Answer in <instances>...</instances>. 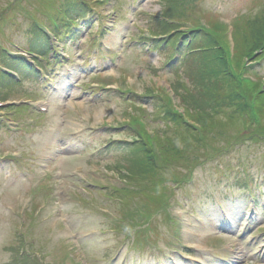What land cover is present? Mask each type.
Listing matches in <instances>:
<instances>
[{"label": "rangeland", "instance_id": "rangeland-1", "mask_svg": "<svg viewBox=\"0 0 264 264\" xmlns=\"http://www.w3.org/2000/svg\"><path fill=\"white\" fill-rule=\"evenodd\" d=\"M77 1L70 23L57 0H0V64L17 66L0 71V264H264V135L236 124L180 147L167 111L195 88L189 48H155L164 14L179 35L227 27L232 53L233 24L243 40L264 0ZM35 28L48 40L32 44ZM134 140L154 152L153 179L130 168Z\"/></svg>", "mask_w": 264, "mask_h": 264}, {"label": "trees", "instance_id": "trees-1", "mask_svg": "<svg viewBox=\"0 0 264 264\" xmlns=\"http://www.w3.org/2000/svg\"><path fill=\"white\" fill-rule=\"evenodd\" d=\"M56 4H59L60 7ZM85 4L87 5V3ZM51 6L52 9L57 7L61 11H64L65 21L68 19L72 21L69 15H72V12H75L80 7L79 1L77 0H57V3H53ZM173 9H175V6L170 3L167 8V14H178L179 17L184 16L182 10L175 9L176 12ZM66 14L69 15L67 16ZM159 19V23L162 25L161 27L164 29L168 28L167 30H174L171 32L164 31L165 35L161 37H165V39L162 40L160 46L158 44L156 45V49H161V46L166 45V40L170 41L171 39L172 41L165 46L166 50L172 49L173 53L179 52L182 54L181 50L183 48H189L184 53L182 61H187L190 58L189 72L191 75H195L193 81L195 88L194 90L191 89L188 95L183 97L185 98L183 100L184 107L187 112L190 110V112L197 113L198 124L202 125V131H198L194 125L185 120V116L178 112L173 103L168 100L169 109L167 116L170 122L175 124L179 130L176 138L173 140L180 142V147L186 148L188 145L199 143V133L207 136L208 132L206 130H208L211 133V137L219 135L220 133H223V137H226L229 135L227 130L236 124L240 125L242 129H251L252 138L262 137L260 135H264V90L263 85H259V82H257L259 79H256L255 69L257 66L264 64V23L260 22L258 18V20L253 22L257 25L254 31H250L247 37L243 35L245 38L240 41L239 36H237L240 25L237 26L238 22L234 23L231 34V41L234 44L231 42L233 46V52L231 53L228 50L227 43L222 42L220 39L222 34H228L229 30L227 27L217 24L220 32H222L221 34L210 28L197 27L188 31V34L179 35V29H176L178 27H171L168 23L174 22L171 17L162 14ZM261 19L264 20V16ZM63 24L65 26L64 22ZM73 29L74 27L66 35L72 34ZM35 30V39L33 37L31 38L33 39L32 44L36 43V40L42 41L45 38L48 40L47 35L43 31L36 28ZM66 35H59L61 42L67 40L68 36ZM187 37H190L192 41L195 38L194 41H198V43L194 44L195 46L192 45L193 48L190 47L191 43ZM178 39L183 41L181 42L182 44L184 43L182 47L178 44ZM36 49L37 55L41 57L46 56L50 52V46L48 50L47 43H44L42 47ZM29 51L36 54L34 49L30 48ZM6 59H4L5 62ZM16 59L24 58L18 57ZM13 63L26 69L24 62H19L18 60V62L14 61ZM234 67L235 71L232 70ZM39 68L43 69L41 66ZM14 69H17V66L16 68L15 66L14 68L12 67V70ZM0 74L2 73L0 72ZM246 75L254 76L255 81L250 82L244 80ZM184 89L187 90V87ZM256 117L259 121L255 120ZM236 133L240 134V130H237ZM177 141L171 142L175 146L173 145L172 150H168L172 159H175V154L179 151ZM130 145H133L131 149L133 158L129 159L128 162L130 160L134 162L130 167L132 171L135 174H143L145 177L153 179L155 174L159 172L153 150L149 148L146 141L139 142L134 140ZM166 165H168L167 160Z\"/></svg>", "mask_w": 264, "mask_h": 264}]
</instances>
